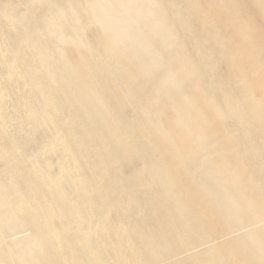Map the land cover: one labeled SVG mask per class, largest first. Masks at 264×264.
I'll use <instances>...</instances> for the list:
<instances>
[{
    "label": "rangeland",
    "instance_id": "obj_1",
    "mask_svg": "<svg viewBox=\"0 0 264 264\" xmlns=\"http://www.w3.org/2000/svg\"><path fill=\"white\" fill-rule=\"evenodd\" d=\"M76 1L78 0H0V60L5 64L0 61V171L2 172L5 167L9 170L14 167V179L17 176V180L27 183L24 184L25 187L27 186L26 190L20 191V194L36 198L32 205L25 202L20 207L7 211L9 214L6 213L5 216L11 217V221L7 224L1 221L0 239L13 242V240L36 237L40 226L38 219L41 216L47 219V223L52 224L50 226L55 230L50 237L52 243L51 239L45 236V244L41 246V251L48 256V259L51 260L49 256L52 257L51 263L62 264L58 261L55 252L57 250L54 247L57 246L59 252L65 255L70 253V245H77L75 247L79 249L87 242L86 238L84 240L80 238L83 237V232L78 234L79 240L75 238L77 236L75 229L78 227L76 219L81 218L84 221L83 225L90 227L88 234L92 237L97 235H95L97 238L93 237L97 243L94 254L96 256L102 254L105 264H261L253 255V248L258 246V241L251 239L247 248L240 245L244 234L250 233L255 237L260 231L264 233V62H262L264 61V0L133 1L139 6L129 0L131 1L129 3L135 6L133 9L130 8L131 11L124 10V12L129 11L130 15H126L133 19L126 23L133 31L130 34L133 38L130 42L128 40L130 36L122 39L120 34H114L107 28L104 20L102 22L95 17L91 18L93 16L90 11L91 4L87 7L88 11L86 6L95 0H87L88 3L86 0ZM125 2V0H113L109 8L112 9L120 4L124 5V8L130 5L128 0L126 4ZM98 3L95 2L93 9L95 12L98 11L97 14L103 7ZM113 4L114 6L111 7ZM60 7L67 8V11L59 15V18L55 10ZM139 7L142 9L140 10ZM72 12L73 15L75 12V15L79 14V16H73L74 19L70 20ZM4 14L6 17L3 16ZM62 20L67 22L62 24ZM244 22L247 23L246 28L243 26L246 24ZM39 24L42 27H39ZM48 24L52 28L56 26L59 31L61 30L60 37L50 38L55 43L54 46L48 42L49 40L47 41V36L39 34L36 29L38 27L47 30ZM70 26L72 32L77 33L76 35L86 36L81 39L78 35L75 38V34L70 32L71 29L68 30ZM222 32L225 34L224 37ZM34 35L43 40L42 48L48 49V53L45 54L47 56L34 53L33 51L37 50L34 47L31 49L29 45L26 50L24 49L26 42L31 41L28 37ZM132 43H135L137 48ZM115 48H119V51ZM37 57L40 58L39 61H36ZM42 58V62L50 66L52 73L43 70ZM26 60L34 66L35 63L37 66L38 62L41 65L37 66L39 69L36 71L29 66L31 71L25 63ZM56 71L62 73L58 74ZM39 72L42 74L37 87L43 93L40 98L42 104L35 101L29 105L28 101L36 87L32 84L24 86V81L32 79ZM147 73H151L150 76ZM3 78L6 80L3 81ZM144 80L146 84L143 83ZM176 82L177 85H173ZM241 92L246 93L241 96ZM123 93H126V97ZM114 96L117 97L116 100ZM242 99L248 103L245 100L243 103ZM225 102L228 106L224 105ZM245 103L248 106L246 108ZM253 103L256 105L253 106ZM249 104H253L251 108ZM235 113L240 114L236 116ZM198 130L205 135L210 134L201 137L203 134L200 136L201 131L198 133ZM56 134L59 137H56ZM199 137L201 138L198 139ZM53 139L54 143H52ZM252 140L254 144L251 143ZM34 145L40 147L37 164L51 162L46 164V169H42L43 166L40 165L41 172L43 170L51 172L58 168L57 181L64 187L68 198L77 208L74 207L78 212L77 215L70 213L65 207L58 210L55 205L57 200L52 199L51 195L49 197L50 193L43 183L35 190L33 182H39L41 177L38 179L34 172L32 173L29 168L30 160L22 151V149L26 151L36 149ZM135 146H142L145 150L141 151L143 149L140 150V147ZM43 147L46 149H42ZM123 164H126V168ZM155 167L158 171L154 170ZM127 168L128 172L125 173ZM17 169L19 175H16ZM45 171L42 172L43 175ZM222 196L226 198L222 199ZM239 197L250 200L255 214L251 219H247L249 214L240 212L239 217L242 220L234 222L232 218L222 213ZM223 205L226 206L224 209ZM51 208L53 211L50 210ZM169 208L173 214L169 213ZM172 218L175 220L173 221ZM175 221L181 228L179 234H184H182L183 239L177 234L179 228L174 227H178ZM27 236L29 238H26ZM183 240L186 243H183ZM165 241H168L169 246ZM28 249L33 254H23L22 259L25 261L30 256L38 255L36 247L29 246ZM165 253L168 255L166 257H169L167 262Z\"/></svg>",
    "mask_w": 264,
    "mask_h": 264
},
{
    "label": "bare ground",
    "instance_id": "obj_2",
    "mask_svg": "<svg viewBox=\"0 0 264 264\" xmlns=\"http://www.w3.org/2000/svg\"><path fill=\"white\" fill-rule=\"evenodd\" d=\"M48 1V0H47ZM79 1V0H78ZM78 1H76V2H78ZM85 0H83V2H84ZM87 1V0H86ZM113 0H95V1H93V2H89V1H87V3L89 2V4H87V6H86V8L91 4V6H90V11H91V13L93 14V16H91V18L92 17H95L96 19H98V20H104L105 21V23H106V25H107V28H109L110 29V31H112L114 34H117V35H119L120 34V36L122 37V39H126V37L128 38L129 36H130V34L131 33H133V31L131 30V28L128 26V24H126L127 23V21H130V20H133L132 18H129L126 14H128V12L129 11H131V9H133V7H135L134 6V2H135V0H132V2L134 3V4H130L129 2H131V1H129L128 0V4H130V5H128L127 7L125 6V8H124V5H119V6H117V5H115V7H112V6H114V4L113 5H111V7H112V9L111 8H109V5L111 4V2H112ZM116 1V0H115ZM126 2L124 3V4H126L127 3V0H125ZM3 2V1H2ZM51 2V1H50ZM82 2V1H81ZM95 2L97 3V2H99L100 3V6H101V4H102V10H100V12L97 14V12H95V10H93L94 9V4H95ZM42 3V2H41ZM98 3V4H99ZM123 3V2H122ZM226 4H227V2H226ZM29 5V4H28ZM64 5V4H63ZM62 5V6H63ZM135 5H137V4H135ZM174 5V4H173ZM120 6H122V8L120 7ZM137 6H139V4L137 5ZM209 6V5H208ZM18 7V6H17ZM28 7V6H27ZM43 7V6H42ZM51 7V6H50ZM57 7V6H56ZM68 8H69V6H67ZM98 7V6H97ZM53 8V7H52ZM85 8V9H86ZM99 8V7H98ZM131 8V9H130ZM138 8V7H137ZM140 8V7H139ZM146 8H149V7H146ZM155 8V7H154ZM204 8H205V6H204ZM208 8V7H207ZM230 8H231V6H230ZM26 9V8H25ZM126 9H130L127 13L126 12H124V10H126ZM142 8H140V10H141ZM219 8H217V10H218ZM225 9H226V7H225ZM11 10V9H10ZM21 10V9H20ZM53 10H55V9H53ZM79 10V9H78ZM82 10V9H81ZM89 9L87 8V10L86 11H88ZM99 10V9H98ZM135 10V9H134ZM133 10V11H134ZM137 10H139V9H137ZM147 11H148V9H146ZM228 10V9H227ZM55 11H57L58 13V17H59V15H61V14H63V12L64 11H67V8H65V7H60V9H56ZM68 11H69V9H68ZM77 11V10H76ZM180 11V10H179ZM213 11V10H212ZM219 11V10H218ZM70 12V11H69ZM228 12V11H227ZM234 12V11H233ZM84 13H87L88 14V12H84ZM150 12L148 11V13L147 14H149ZM235 14H236V12H234ZM70 14V13H69ZM68 14V15H69ZM240 14V13H239ZM48 15V14H47ZM67 14H66V16H68ZM72 15V16H71ZM89 15H90V13H89ZM128 15H130V14H128ZM220 15V14H219ZM223 15H226V14H223ZM237 15V14H236ZM3 16H5V14L3 15ZM71 16V17H70ZM70 20H71V18L72 19H74V17L73 16H77V15H75V12H74V15H73V12L70 14ZM78 16H79V14H78ZM77 16V17H78ZM86 16V15H85ZM136 16V15H135ZM141 16V15H140ZM143 16V15H142ZM6 17V16H5ZM138 17H139V13H138ZM225 17V16H224ZM237 17V16H236ZM242 17V16H241ZM19 18V17H18ZM60 18V17H59ZM89 18V17H88ZM238 18V17H237ZM7 19V18H6ZM5 19V20H6ZM183 19V18H182ZM225 19V18H224ZM9 21H10V19H8ZM7 20V21H8ZM21 20V19H20ZM77 20H79V19H77ZM87 20V19H86ZM214 20V19H213ZM212 20V21H213ZM237 20V19H236ZM245 20V19H244ZM73 22H75L74 20H72ZM94 21V20H93ZM210 21V20H209ZM64 22H67V21H64V20H62V24L64 23ZM103 22V21H102ZM101 22V23H102ZM214 22V21H213ZM219 22V21H218ZM223 22V21H222ZM38 23V22H37ZM81 23V22H80ZM83 23V22H82ZM96 23V22H95ZM210 23H211V21H210ZM228 23V22H227ZM230 23V22H229ZM244 23H246V22H244ZM8 24H9V22H8ZM11 24H13V23H11ZM73 24V23H72ZM220 24H222V23H220ZM232 24V23H231ZM51 25H52V23H51ZM77 25V24H76ZM211 25V24H210ZM213 25V24H212ZM211 25V26H212ZM215 25V24H214ZM213 25V26H214ZM245 25H247V23L246 24H244L243 26H245ZM11 26V25H10ZM41 26V24H39V27ZM55 26V25H54ZM53 26V27H54ZM104 26V25H103ZM182 26H183V24H182ZM204 26V25H203ZM225 26V25H224ZM9 27V26H8ZM13 27V26H12ZM35 27H37V26H35ZM42 27V26H41ZM71 27V28H70ZM69 28H68V30L69 29H71V33H73L72 32V26H70ZM242 27V26H241ZM34 28V27H33ZM54 28H56V26L54 27ZM54 28H52V27H50V24H48L47 26H46V29L47 30H42V28H36L37 30H38V33L39 34H42L44 37H46L47 36V41L48 42H50V43H54L53 41H52V39L50 40V38H58V37H60V34H61V30L59 31L57 28L56 29H54ZM75 28V27H74ZM76 28H77V26H76ZM75 28V29H76ZM88 28V27H87ZM106 28V27H105ZM183 28H184V26H183ZM183 28H181V29H183ZM232 28V27H231ZM234 29H235V27H233ZM240 28V27H239ZM245 28H246V26H245ZM248 28V27H247ZM255 28V27H254ZM74 29V30H75ZM78 29V28H77ZM189 29H191L190 27H189ZM210 29V28H209ZM221 29V28H220ZM227 29V28H226ZM241 29V28H240ZM250 29V28H249ZM79 30V29H78ZM77 30V32H79ZM230 30V29H229ZM242 30V29H241ZM22 31V30H21ZM206 31V30H205ZM223 31V30H222ZM4 32V31H3ZM195 32V31H194ZM231 32H232V30H231ZM242 32H243V30H242ZM244 32H245V30H244ZM37 33V32H36ZM208 33V32H207ZM210 33H212V32H210ZM227 33V32H226ZM239 33H241V32H239ZM254 33V32H253ZM6 34H7V32H6ZM27 34V33H26ZM25 34V35H26ZM62 34H64V33H62ZM75 34V35H74ZM77 33H73V35L74 36H76L75 38H77V36L79 35H76ZM81 34V33H80ZM113 34V35H114ZM242 34V33H241ZM240 34V35H241ZM255 34V33H254ZM41 35V36H42ZM64 35H66V33L64 34ZM68 35V34H67ZM70 35V34H69ZM81 35H83V34H81ZM81 35H79L80 37H81ZM199 35V34H198ZM214 35V34H213ZM222 35H223V37H224V35L225 34H223V32H222ZM234 35V34H233ZM256 35V34H255ZM84 36H86V35H84ZM84 36H82V37H84ZM217 36V35H216ZM215 36V37H216ZM252 36H254V35H252ZM1 37V36H0ZM4 37V36H3ZM14 37V36H13ZM13 37H12V39H13ZM28 37V36H27ZM43 37V38H44ZM49 37V38H48ZM82 37H81V39H82ZM231 37H234V36H231ZM249 37V36H248ZM247 37V38H248ZM254 37H256V36H254ZM28 38H31V41L28 43V42H26V44H25V50L28 48V45L31 47V49H32V47H34L37 51H33L34 53L36 52L37 54H39L40 56H43L44 55V57L45 56H47V55H45V54H47L48 53V49H45V47L44 48H42V44L44 43L43 42V40L42 39H38V37H36L35 35L34 36H31V37H28ZM112 38H113V36H112ZM116 38V37H115ZM156 38H157V36H156ZM180 38V37H179ZM240 38H242V36L240 37ZM250 38V37H249ZM10 39H11V37H10ZM20 39H21V37H20ZM73 39V38H72ZM133 38L130 36L129 38H128V40H129V42H130V40H132ZM161 39V38H160ZM195 39V38H194ZM227 39V38H226ZM235 39V38H234ZM14 40V39H13ZM77 40H79V38L77 39ZM83 40H84V38H83ZM113 40H115L114 38H113ZM136 40H137V38H136ZM22 41V40H21ZM20 41V42H21ZM85 41H86V39H85ZM122 41H124V40H122ZM145 41V40H144ZM180 41H181V39H180ZM228 41V40H227ZM230 41H232V40H230ZM246 42H247V40H245ZM244 41V42H245ZM80 42H83V41H81L80 40ZM125 43H126V41H124ZM138 42V41H137ZM237 42V41H236ZM243 42V43H244ZM255 42V41H254ZM22 43V42H21ZM118 43H119V40H118ZM128 43V42H127ZM136 43V42H135ZM135 43H132L134 46H135ZM181 43H183L182 41H181ZM229 43V42H228ZM243 43H240V44H243ZM248 43V42H247ZM251 43H253V42H251ZM55 44V43H54ZM54 44H53V46H54ZM138 44H139V42H138ZM235 44V43H234ZM237 44V43H236ZM249 44H250V42H249ZM128 45V44H127ZM229 45H230V43H229ZM251 45V44H250ZM254 45V44H253ZM6 46V45H5ZM52 46V45H51ZM116 46H117V44H116ZM234 46V45H233ZM232 46V47H233ZM238 46V45H237ZM245 46V45H244ZM243 45H242V47H244ZM55 47H57V46H55ZM55 47H53V48H55ZM241 47V46H240ZM255 47V46H254ZM253 47V48H254ZM21 48H22V46H21ZM20 47H19V49H21ZM120 48V47H119ZM119 48H115V50L117 49V51H119L118 49ZM124 48H126L125 46H124ZM132 48H133V46H132ZM135 48H137L136 46H135ZM135 48H133V49H135ZM4 49V48H3ZM23 49V48H22ZM24 49H23V51H24ZM139 49V48H138ZM138 49H137V51H138ZM198 49V48H197ZM245 50H246V47L244 48ZM249 49V48H248ZM247 49V50H248ZM252 49V48H251ZM255 49V48H254ZM52 50V49H51ZM125 50V49H124ZM238 50V49H237ZM240 50V49H239ZM238 50V51H239ZM256 50V49H255ZM1 51V50H0ZM20 51V50H19ZM22 51V50H21ZM28 51V50H27ZM105 51V50H104ZM142 51H143V49H142ZM149 51V50H148ZM234 51H236V50H234ZM241 51V50H240ZM249 51H250V49H249ZM253 51V50H252ZM4 52V51H3ZM6 52V51H5ZM139 52V51H138ZM237 52V51H236ZM254 52V51H253ZM233 53V52H232ZM240 53V52H239ZM248 53H250V52H248ZM243 54V53H242ZM246 54V53H245ZM253 54H255V53H253ZM10 55H11V53H10ZM20 55V54H19ZM150 55V54H149ZM206 55V54H205ZM12 56V55H11ZM100 56V55H99ZM106 56V55H105ZM110 56V55H109ZM109 56H108V58H109ZM237 56H238V54H237ZM245 56V55H244ZM248 57H249V55H247ZM247 56L245 57V59L247 58ZM261 56V55H260ZM264 56V55H263ZM3 57V56H2ZM107 57V56H106ZM12 58V57H11ZM38 58V57H37ZM36 58V61L38 60L39 61V59L40 58H38L37 59ZM56 58H57V55H56ZM149 57H147V59H148ZM208 58V57H207ZM7 59H9V58H7ZM13 59V58H12ZM33 59V58H32ZM31 59V60H32ZM97 59H98V56H97ZM111 59V58H110ZM153 58H151V60H152ZM235 59H237V58H235ZM239 59H240V55H239ZM244 59V58H243ZM30 60V59H29ZM29 60H26L25 61V63L27 64V66L29 67H31L32 68V70H38L39 69V64H40V62H38L39 64H37V66H39V67H37L36 66V63H35V66L34 65H32L31 64V62H29ZM101 59H99V61H100ZM1 61V60H0ZM36 61H34L33 60V62H36ZM43 61V58H42V60H41V62ZM147 61V60H146ZM162 62H164L163 60H161ZM237 61V60H236ZM251 61V60H250ZM2 62V61H1ZM18 62V61H17ZM59 62H62V60L60 61L59 60ZM101 62V61H100ZM239 62H240V60H239ZM242 62V61H241ZM245 62V61H244ZM243 62V63H244ZM248 62V61H247ZM262 62H264V61H262ZM8 63H11V62H9L8 61ZM44 63V64H43ZM51 63V62H50ZM95 63V62H94ZM164 63H166V62H164ZM2 64H4L3 62H2ZM42 64L44 65V66H42L43 67V70H45V71H48V73H52V69L50 68V66H48V64H45V62H42ZM101 63H99V65H100ZM112 64V63H111ZM154 64L155 63H153V66H154ZM248 64V63H247ZM264 64V63H263ZM5 65V64H4ZM11 65V64H10ZM41 65V64H40ZM50 65V64H49ZM62 65V64H61ZM97 65H98V61H97ZM152 65V64H151ZM214 65V64H213ZM245 65V64H244ZM249 65V64H248ZM247 65V66H248ZM253 65H254V63H253ZM12 66V65H11ZM88 66V65H87ZM96 66V65H95ZM100 66H102V65H100ZM140 66V65H139ZM146 67H147V65H145ZM156 66H157V64H156ZM163 66V65H162ZM247 66H246V68H247ZM26 67V66H25ZM29 67V69L31 70V68ZM41 67V68H42ZM99 67V66H98ZM124 67V66H123ZM160 67V66H159ZM249 67V66H248ZM263 67V66H262ZM2 68H3V66H2ZM50 68V69H49ZM54 68H57V67H54ZM100 68V67H99ZM156 68V67H155ZM8 69V68H7ZM9 69H11V68H9ZM162 69V68H161ZM31 70V71H32ZM54 70V69H53ZM56 70V69H55ZM115 70V69H114ZM175 70V69H174ZM242 70V69H241ZM30 71V72H31ZM34 71V72H35ZM93 71V70H92ZM141 71V70H140ZM153 71V70H152ZM164 71V70H163ZM200 71V70H199ZM10 72V71H9ZM18 72V71H17ZM22 72V71H21ZM29 72V71H28ZM57 72V71H56ZM59 72H61L62 73V71H59ZM59 72H57L58 74H59ZM147 72H149V70L147 71ZM244 72H245V70H244ZM244 72H242V73H244ZM259 72V71H258ZM11 73V72H10ZM19 73V72H18ZM115 73H117V71L115 70ZM247 73H248V71H247ZM263 73V72H262ZM31 74V73H30ZM41 72H39V73H37L35 76H33L32 77V79L30 78L29 79V76L27 75V74H25V75H27V79H29V80H27L26 82L24 81V86L25 85H30V84H32L34 87H36L35 88V91H34V94L32 95V97H30L31 99L28 101V103H29V105L30 104H32V103H35V101L37 102V103H41L42 104V101H41V97H42V92L40 91V90H38V87H37V83L39 82L38 80H40L41 79ZM108 74V73H107ZM148 74V76H150V74L149 73H147ZM154 74V73H153ZM152 74V75H153ZM259 74V73H258ZM261 74V73H260ZM8 75V74H7ZM10 75V74H9ZM51 75V74H50ZM53 75V74H52ZM117 75V74H116ZM146 75V74H145ZM157 75H159V73L157 74ZM15 76V75H14ZM21 76H23V75H21ZM103 76H105V75H103ZM190 76V75H189ZM193 75L191 74V77H192ZM13 77V76H12ZM17 77V76H16ZM117 77H118V75H117ZM153 77V76H152ZM155 77H157V76H155ZM8 78H9V76H8ZM21 78V77H20ZM118 78H120V77H118ZM149 78V77H148ZM167 78V77H166ZM188 78V77H187ZM263 78V77H262ZM13 79H15V78H13ZM24 79H26V78H24ZM52 79H53V77H52ZM61 79H62V77H61ZM152 79V78H151ZM180 79H182L181 77H180ZM183 79H184V77H183ZM189 79V78H188ZM191 79V78H190ZM189 79V80H190ZM4 80H6V79H4L3 78V81ZM16 80H18V79H16ZM20 80V79H19ZM22 80H23V78H22ZM115 80V79H114ZM259 80V79H258ZM138 81L139 82H141L139 79H138ZM145 81V80H144ZM143 81V83L144 84H146V81L144 82ZM169 81V80H168ZM168 81H167V83H168ZM175 80H172V82H174ZM262 81V80H261ZM17 82H19V81H17ZM53 82V81H52ZM128 82V81H127ZM239 82V81H238ZM264 82V81H263ZM9 83V82H8ZM23 83V82H22ZM109 83V82H108ZM117 83V82H116ZM142 83V82H141ZM157 83V82H156ZM234 83V82H233ZM121 84H122V82H121ZM10 85V84H9ZM131 85V84H130ZM150 85H152V83L150 84ZM173 85H177V82L174 84L173 83ZM180 85H182V84H180ZM79 86V85H78ZM110 86V85H109ZM135 86V85H134ZM172 86V85H171ZM213 86V85H212ZM258 86V85H257ZM4 87V86H3ZM18 87V86H17ZM111 88H112V86H110ZM123 87V86H122ZM130 87V86H129ZM128 87V88H129ZM146 87V86H145ZM148 87V86H147ZM158 87H161V86H158ZM158 87H157V89H158ZM165 87V86H164ZM183 87V86H182ZM5 88V87H4ZM13 88V87H12ZM172 88V87H171ZM258 88H260V85H259V87ZM2 89V88H1ZM45 89V88H44ZM49 89V88H48ZM147 89H149V87L147 88ZM154 89V88H153ZM156 89V90H157ZM251 90H252V88H250ZM254 89H256V88H254ZM72 90V89H71ZM111 90V89H110ZM124 90H125V88H124ZM126 90H127V88H126ZM134 90V89H133ZM159 90V89H158ZM11 91V90H10ZM62 91V90H61ZM123 91V90H122ZM128 91V90H127ZM126 91V92H127ZM138 91V90H137ZM146 91H148V90H146ZM149 91H150V89H149ZM184 91V90H183ZM52 92V91H51ZM112 93H113V91H111ZM124 92V91H123ZM152 92V91H151ZM244 92V91H243ZM15 93H16V91H15ZM30 93V92H29ZM128 93V92H127ZM130 93V92H129ZM128 93V94H129ZM139 93V92H138ZM143 93H145V92H143ZM242 93V92H241ZM241 93H239V94H241ZM246 93V92H245ZM245 93H242L241 94V96L242 95H244ZM32 94V93H31ZM51 94V93H50ZM107 94V93H106ZM114 94V93H113ZM124 94V93H123ZM128 94H127V96H128ZM133 94V93H132ZM161 94V93H160ZM177 94V93H176ZM249 94V93H248ZM6 95V94H5ZM24 95V94H23ZM49 95V94H48ZM115 95V94H114ZM125 95V97H126V93L124 94ZM188 95V94H187ZM3 96V95H2ZM10 96V95H9ZM17 96V95H16ZM107 96H108V94H107ZM177 96V95H176ZM7 97V96H6ZM18 97H19V95H18ZM29 97V96H28ZM50 97H51V95H50ZM77 97V96H76ZM166 97V96H165ZM1 98V97H0ZM3 98V97H2ZM11 98V97H10ZM16 98V97H15ZM48 98V97H47ZM114 98H115V100H116V96H114ZM128 98H129V96H128ZM127 98V100H129ZM241 98V97H240ZM243 98H245V97H243ZM17 99V98H16ZM43 99V98H42ZM49 99V98H48ZM109 99V98H108ZM111 100H113L112 98H110ZM156 99V98H155ZM188 99V98H187ZM190 99V98H189ZM246 99V98H245ZM245 99H242L241 101H243V103H244V100ZM46 100V99H45ZM111 100H110V102H111ZM144 100H146V99H144ZM154 100V99H153ZM51 101V100H50ZM79 101V100H78ZM147 101V100H146ZM158 101V100H157ZM156 101V102H157ZM170 101V100H169ZM240 101V102H241ZM248 101V100H247ZM259 101V100H258ZM1 102V101H0ZM87 102V101H86ZM117 102V101H116ZM129 102V101H128ZM155 102V101H154ZM195 102V101H194ZM245 102H246V100H245ZM250 102V101H249ZM255 102V101H254ZM257 102V101H256ZM264 102V101H263ZM262 102V103H263ZM19 103V102H18ZM24 103V102H23ZM222 103H224V102H222ZM230 103V102H229ZM246 103H248V102H246ZM246 103H245V108L246 107H248V106H246ZM251 103V102H250ZM9 104V103H8ZM21 104V103H20ZM118 104V103H117ZM144 104V103H143ZM163 104V103H162ZM254 104V103H253ZM253 104H251V105H253ZM25 105V104H24ZM23 105V106H24ZM38 104H36V106H37ZM130 105V104H129ZM165 105V104H164ZM224 105H226V102H225V104ZM230 105V104H229ZM244 105V104H243ZM250 105V104H249ZM251 105L249 106L250 108H251ZM256 104H254L253 106H255ZM264 105V104H263ZM3 106V105H2ZM7 106V105H6ZM14 106V105H13ZM40 106V105H39ZM122 106V105H121ZM226 106H228V105H226ZM233 106V105H232ZM32 107V106H31ZM131 107V106H130ZM193 107H194V105H193ZM230 107H231V105H230ZM242 107V106H241ZM240 107V108H241ZM6 108H8V107H6ZM40 108H41V106H40ZM43 108V107H42ZM86 108V107H85ZM120 108H122V107H120ZM231 108H233V107H231ZM231 108H227V109H231ZM237 108V107H236ZM257 108H258V105H257ZM93 109V108H92ZM238 109H239V107H238ZM248 109V108H247ZM246 109V110H247ZM255 109V108H254ZM259 109V108H258ZM263 109V108H262ZM33 110V109H32ZM32 110H30V111H32ZM37 110V109H36ZM41 110V109H40ZM53 110V109H52ZM86 110H88V109H86ZM101 110V109H100ZM154 110V109H153ZM194 110V109H193ZM196 110V109H195ZM233 110H235L234 108H233ZM233 110H230L231 112L233 111ZM245 110V109H244ZM253 110V109H252ZM2 111V110H1ZM15 111V110H14ZM39 111V110H38ZM43 111H44V109H43ZM46 112H47V110H45ZM122 111V110H121ZM229 111V110H228ZM237 111V110H236ZM239 111V110H238ZM241 111V110H240ZM239 111V112H240ZM257 111V110H256ZM36 112V111H35ZM41 112V111H40ZM90 112V111H89ZM92 112V111H91ZM115 112V111H114ZM124 112V111H123ZM230 112V113H231ZM235 112V111H234ZM245 112V111H244ZM243 112V113H244ZM251 112V111H250ZM253 112V111H252ZM257 112H259V110L257 111ZM256 112V113H257ZM4 113V112H3ZM15 113H17V112H15ZM14 113V114H15ZM43 113V112H42ZM45 113V112H44ZM43 113V114H44ZM227 113V112H226ZM229 113V115H231ZM248 113H249V109H248ZM255 113V114H256ZM259 113H261V112H259ZM39 114V113H38ZM46 114V113H45ZM48 115H49V113H47ZM106 114V113H105ZM108 114H110V113H108ZM182 114V113H181ZM190 114V113H189ZM240 114V113H239ZM239 114H236L235 113V115L237 116V115H239ZM263 114V113H262ZM16 115V114H15ZM179 115V114H178ZM242 115V114H241ZM240 115V116H241ZM246 115V114H245ZM251 115V114H250ZM257 115V114H256ZM2 116V115H1ZM11 116H12V114H11ZM40 116V115H39ZM119 116V115H118ZM117 116V117H118ZM153 116H154V114H153ZM182 116V115H181ZM180 116V117H181ZM233 116V115H232ZM240 116H238V117H240ZM252 116V115H251ZM28 117V116H27ZM108 117V116H107ZM183 117V116H182ZM245 117V116H244ZM256 117V116H255ZM42 118V117H41ZM94 118V117H93ZM242 118H243V116H242ZM4 119V118H3ZM25 119V118H24ZM122 119V118H121ZM172 119V118H171ZM198 119V118H197ZM196 119V120H197ZM240 119V118H239ZM260 119H262V118H260ZM33 120V119H32ZM49 120V119H48ZM111 120V119H110ZM156 120V119H155ZM180 120H181V118H180ZM202 120H203V118H202ZM206 120V119H205ZM228 120H229V118H228ZM264 120V119H263ZM23 121V120H22ZM28 121V120H27ZM176 121V120H175ZM177 121H179V120H177ZM198 121V120H197ZM196 121V122H197ZM199 121H201V120H199ZM238 121V120H237ZM236 121V123H238ZM244 121V120H243ZM262 121V120H261ZM9 122V121H8ZM32 122V121H31ZM96 122V121H95ZM180 122V121H179ZM193 122H195V120H193ZM204 122V121H203ZM208 122H209V120H208ZM208 122H206V124H208ZM240 122H242V121H240ZM48 123H49V121H48ZM68 123V122H67ZM190 123V122H189ZM44 124H45V122H44ZM116 124V123H115ZM123 124V123H122ZM174 124H176V122H174ZM196 124V123H195ZM198 124H200V123H198ZM197 124V125H198ZM204 124H205V122H204ZM203 124V125H204ZM247 124H248V122H247ZM15 125H17V124H15ZM28 125V124H27ZM39 125V124H38ZM46 125V124H45ZM65 125H66V122H65ZM69 125V124H68ZM180 125V124H179ZM209 125V124H208ZM18 126V125H17ZM22 126V125H21ZM53 126V125H52ZM55 126V125H54ZM182 126H184V125H182ZM238 126H239V124H238ZM19 127V126H18ZM113 127V126H112ZM130 127H131V125H130ZM200 127H202L201 125H200ZM203 127H205V126H203ZM209 127V126H208ZM243 127V126H242ZM262 127V126H261ZM264 127V126H263ZM23 128V127H22ZM28 128V127H27ZM56 128V127H55ZM114 128V127H113ZM131 128H133V127H131ZM145 128V127H144ZM161 128H162V126H161ZM185 128V127H184ZM193 128V127H192ZM213 128V127H212ZM256 128V127H255ZM258 128V127H257ZM4 129V128H3ZM44 129V128H43ZM42 129V130H43ZM57 129V128H56ZM186 129V128H185ZM195 129V128H194ZM55 130V129H54ZM132 130V129H131ZM145 130H147V129H145ZM189 130V129H188ZM188 130H187V133H188ZM205 130H207V128H205ZM226 130V129H225ZM247 130V129H246ZM16 131V130H15ZM20 131V130H19ZM28 131V130H27ZM57 131V130H56ZM184 131H186V130H184ZM201 131V130H200ZM199 130L197 131L198 133L200 132ZM202 131H203V129H202ZM202 131L200 132V136L203 134L202 133ZM214 131V130H213ZM7 132V131H6ZM58 132V131H57ZM197 132H195V133H197ZM209 132V131H208ZM212 132V131H211ZM215 132V131H214ZM239 132H241V131H239ZM14 133V132H13ZM16 133V132H15ZM40 133V132H39ZM56 133V132H55ZM198 133H197V135H198ZM17 134V133H16ZM20 134H21V132H20ZM105 134V133H104ZM190 134H191V132H190ZM208 134H210V133H208ZM208 134H206V135H208ZM216 134V133H215ZM229 134V133H228ZM261 134V133H260ZM38 135H40V134H38ZM62 135V134H61ZM122 135V134H121ZM191 135H193V134H191ZM195 135V134H194ZM205 135V133L203 134V136H201V137H205L206 136ZM214 135V134H213ZM124 136V135H123ZM137 136V135H136ZM196 136V135H195ZM55 137V136H54ZM53 136H52V138H54ZM56 137H59V135L57 136V134H56ZM198 137V136H197ZM196 137V138H197ZM201 137H199L198 139H200ZM31 138V137H30ZM11 139V138H10ZM138 139V138H137ZM203 139V138H202ZM201 139V140H202ZM216 139V138H215ZM25 140V139H24ZM49 140V139H48ZM57 140H58V138H57ZM135 140H136V138H135ZM167 140V142H168V139H166ZM214 140V139H213ZM261 140H262V138H261ZM32 142H33V139H32ZM46 142H47V140H46ZM176 142H177V140H176ZM176 142H173V144L175 143L176 144ZM52 143H54V139H53V142ZM60 143V142H59ZM182 143V142H181ZM195 143V142H194ZM251 143H253V140H252V142ZM264 143V142H263ZM7 144V143H6ZM24 144V143H23ZM48 144V143H47ZM137 144H138V142H137ZM172 144V143H171ZM249 144H250V142H249ZM254 144V143H253ZM260 144V143H259ZM14 145V144H13ZM25 145V144H24ZM95 145V144H94ZM141 145V144H140ZM151 145H153V144H151ZM183 146H184V144H182ZM193 145V144H192ZM203 145V144H202ZM261 146H262V144H260ZM35 146V145H34ZM44 146H45V144H44ZM127 146H128V144H127ZM171 146V145H170ZM243 146V145H242ZM15 147H16V144H15ZM14 147V148H15ZM35 147H37V146H35ZM56 147V146H55ZM60 147V146H59ZM96 147V146H95ZM130 147V146H129ZM136 147V146H135ZM140 150L141 149H143L142 148V146H137ZM136 147V148H137ZM153 147V146H152ZM172 147V146H171ZM178 147V146H177ZM256 147V146H255ZM258 147H259V145H258ZM2 148V147H1ZM18 148V147H17ZM33 148V147H32ZM40 148V147H39ZM38 147L36 148V149H27L28 151H26V149H22V151L24 152V154H25V156L27 157V158H29V160H30V164H29V168L31 169V171H32V173L39 179V177H41L40 179L41 180H39V182H33V185H34V187H35V190H36V188L38 187V186H40L41 185V183H43L46 187H47V189H48V191H49V197H50V195H51V197H52V199L54 198L55 200H57V202L55 203V205H56V207L58 208V210H62V209H64V207L66 208V209H68L69 211H70V213L72 212L73 214H78V212H77V208L75 207V206H73V203L70 201V199L68 198V196H67V193L65 192V189H64V187L62 186V185H60L59 184V182L57 181V178H58V174H59V170H58V168L57 169H55V170H53V171H51V172H49V171H45V170H43V171H45V174L43 175V173L41 172V168H40V165H42L41 167H42V169H46V164L48 165V164H50L49 163V161L48 162H45V163H40L39 165L37 164L38 163V160H37V157H38V154L40 153V149H39ZM62 148V147H61ZM154 148V147H153ZM156 148V147H155ZM183 149L182 150H184V147H182ZM42 149H44V147L42 148ZM46 149V148H45ZM44 149V150H45ZM91 149H93V148H91ZM97 150H98V148H96ZM190 149V148H189ZM223 149H225V148H223ZM222 149V150H223ZM52 150V149H51ZM50 150V151H51ZM62 150V149H61ZM78 150V149H77ZM140 150H139V152H140ZM145 149H143V150H141V151H144ZM155 150H157V148L155 149ZM181 150V149H180ZM191 150V149H190ZM43 151V150H42ZM66 151V150H65ZM177 151H178V149H177ZM4 152V151H3ZM67 152V151H66ZM69 152V151H68ZM67 152V153H68ZM118 152V151H117ZM146 152H147V150H146ZM145 152V153H146ZM159 152V151H158ZM179 152V151H178ZM41 153H43V152H41ZM53 153V152H52ZM142 153V152H141ZM144 153V154H145ZM155 153H156V151H155ZM192 153V152H191ZM158 154V156H159V154H160V152L159 153H157ZM188 154H189V151H188ZM195 154V153H194ZM42 155V154H41ZM44 155V154H43ZM69 156H71L70 154H68ZM135 155V154H134ZM146 157H147V155H145ZM164 156V155H163ZM178 156H179V154H178ZM180 156H182V155H180ZM25 157V158H26ZM55 157V156H54ZM57 157V156H56ZM142 157V156H141ZM150 157V156H149ZM202 157V156H201ZM65 158V157H64ZM81 158H83V157H81ZM119 158V157H118ZM159 158H160V156H159ZM178 157H176V159H177ZM203 158V157H202ZM40 159H41V156H40ZM47 159V158H46ZM48 159H50V158H48ZM56 159V158H55ZM70 159L71 160H73L74 161V159H72V156L70 157ZM151 159V158H150ZM161 161H163L164 159L162 158V156H161ZM199 159V158H198ZM28 160V159H27ZM220 160V159H219ZM9 160H6V162H8ZM63 161V160H62ZM99 161H101V160H99ZM148 160H146V162H147ZM154 161V160H153ZM157 161V160H156ZM236 161V160H235ZM259 161V160H258ZM66 162V161H65ZM130 162V161H129ZM150 162V161H149ZM148 162V163H149ZM102 163V162H101ZM151 163V162H150ZM57 164V163H56ZM67 164V163H66ZM69 164H71V163H69ZM85 164V163H84ZM130 164V163H129ZM161 164H163V162L161 163ZM165 164V163H164ZM124 165V164H123ZM126 165V164H125ZM124 165V167L126 168V166ZM139 166H140V163L138 164ZM142 165V164H141ZM151 165V164H150ZM257 165V164H256ZM1 166V165H0ZM3 166V165H2ZM50 166V165H49ZM101 166V165H100ZM105 166V165H104ZM132 166V165H131ZM153 166H154V164H153ZM259 166V165H258ZM107 167V166H106ZM166 167V166H165ZM65 169H66V167H64ZM105 168V167H104ZM151 168H153L152 166H151ZM13 169H15L14 167L12 168V169H10L9 170V168L8 167H5V169L1 172L0 171V224H1V221H4V223L5 224H7L8 222H10L11 221V217H6L5 216V214L6 213H8L7 211H10V210H12V208H14V207H20L23 203H25V202H29V203H31V205H32V203H34V201H35V199L36 198H31V196H26V194L24 195V194H20V191H23V190H26V187H25V185L24 184H27L25 181H19V180H17L18 178H17V176H16V179H14V176H13ZM60 169V168H59ZM97 169V168H96ZM157 168L155 167V169L154 170H156ZM167 169V168H166ZM185 169V168H184ZM22 170V169H21ZM98 170H99V168H98ZM97 170V171H98ZM153 170V171H154ZM186 170V169H185ZM18 169L16 170V175H19L18 174ZM75 171H76V169H75ZM157 171H158V169H157ZM167 171V170H166ZM260 172H261V170H259ZM65 172V171H64ZM63 172V173H64ZM69 172V171H68ZM126 172H128V168H127V171H125V173ZM130 172V171H129ZM155 172V171H154ZM62 173V174H63ZM105 173V172H104ZM200 173V172H199ZM243 173V172H242ZM241 173V174H242ZM64 174H66V173H64ZM74 174V173H73ZM99 174H101V171L99 170ZM155 174H156V172H155ZM154 174V175H155ZM158 175V174H157ZM67 176V175H66ZM103 176V175H102ZM156 176V175H155ZM241 176V175H240ZM242 176H244L243 174H242ZM253 176V175H252ZM19 177V176H18ZM67 177H69V175L67 176ZM158 177V176H157ZM254 177V176H253ZM238 178H240L239 176H238ZM237 178V179H238ZM75 179H76V177H75ZM77 179H79V178H77ZM175 179V178H174ZM32 179L30 178V181H31ZM138 180V179H137ZM140 180V179H139ZM70 181V180H69ZM76 181V180H75ZM110 181V180H109ZM29 182V181H28ZM238 182V181H237ZM71 183V182H70ZM232 183V182H231ZM73 184V183H72ZM74 185V184H73ZM215 185V184H214ZM264 185V184H263ZM174 184H173V189H174ZM204 186H206L205 184H204ZM255 186V185H254ZM254 186H253V188H254ZM256 186H259V185H256ZM165 187V186H164ZM264 187V186H263ZM73 188H75V187H73ZM166 188H167V186H166ZM218 188V187H217ZM250 189V188H249ZM258 189V188H257ZM47 191V192H48ZM72 191V190H71ZM76 191V190H75ZM170 191H172V190H170ZM179 192V191H178ZM162 193H164V192H162ZM166 193V192H165ZM248 193H249V190H248ZM73 194H74V192H73ZM225 194V193H224ZM254 194V193H253ZM164 195V194H163ZM168 194H165V196H167ZM43 196V195H42ZM74 196H75V194H74ZM164 196V197H165ZM214 196V195H213ZM117 197V196H116ZM167 198V197H166ZM165 198V199H166ZM222 199L223 198H226V197H224V196H222L221 197ZM221 198H219V199H221ZM262 198V197H261ZM41 199H42V197H41ZM229 199V198H228ZM51 200V199H50ZM73 200V199H72ZM76 200H78V199H76ZM169 200H170V198H169ZM226 200V199H225ZM87 201V200H86ZM230 201V200H229ZM174 202V201H173ZM218 202V201H217ZM86 203V202H85ZM47 204V203H46ZM48 205V204H47ZM80 205V204H79ZM89 205V204H88ZM216 204H214V206H215ZM219 206V205H218ZM224 206V205H223ZM48 207H49V205H48ZM76 209H75V208ZM213 207V206H212ZM217 207V206H216ZM222 207V206H221ZM226 206H224L223 207V209L225 208ZM50 208V207H49ZM218 208H220V206L218 207ZM218 208H216L217 210H218ZM40 209V208H39ZM49 210V209H48ZM50 210H52V208L50 209ZM53 211V210H52ZM80 211V210H79ZM89 211V210H88ZM50 212V211H49ZM83 212V211H82ZM85 212V211H84ZM204 212H206V211H204ZM218 211H216V213H217ZM225 212V213H224ZM224 212L222 213V215H226V217H228V218H232L233 220H234V222H238V221H241L242 220V218H240L239 217V213L240 212H245V213H247V215L249 214V216H248V218L247 219H251L253 216H254V211H253V204L250 202V200H248V199H246V198H244V197H239L238 199H235L234 201H232V203H231V207H226L225 209H224ZM101 213V212H100ZM169 213H171L170 212V208H169ZM9 214V213H8ZM11 214V213H10ZM46 214V213H45ZM54 214V213H53ZM82 214V213H81ZM101 214H103V213H101ZM105 214V213H104ZM171 214H173V213H171ZM221 214V213H220ZM261 214V213H260ZM44 215V214H43ZM42 215V216H43ZM87 215V214H86ZM92 215V214H91ZM217 215H218V213H217ZM259 215V214H258ZM9 216V215H8ZM63 216V215H62ZM68 216V215H67ZM172 216H174V215H172ZM243 216V215H242ZM245 216V215H244ZM30 217V216H29ZM64 217V216H63ZM92 217V216H91ZM97 217V216H96ZM171 217V216H170ZM222 217V216H221ZM246 217V216H245ZM262 217V216H261ZM261 217H259V218H261ZM37 218H38V216H37ZM36 218V219H37ZM45 218H46V216H45ZM58 218V217H57ZM116 218V217H115ZM189 218V217H188ZM173 219V218H172ZM171 219V220H172ZM47 219H43L41 216H40V218L38 219V222L40 223V226H38V234H37V236L34 234V236H36V237H34V238H29L28 236L26 237V238H29V239H21V240H17V241H15V240H13V242H7V240H1L0 239V264H53V263H51V261H52V257L51 256H49L50 258H51V260L50 259H48V256H46V254L44 253V252H42L41 251V246L42 245H44L45 244V236H46V238H50L51 237V235L52 234H54V232H55V230H54V228H52V226H50V225H52V224H48L47 223V221H46ZM72 220H74V219H72ZM175 219H173V221H174ZM69 221H71V220H69ZM76 221H77V224H78V227L75 229V231L77 232V236L75 237L76 238V240H79L78 239V237H80L78 234H80V232H83V237L81 236L80 238L82 239V240H84L85 238V240L87 241L86 242V244H84V246H82V247H80L79 249L77 248V247H75V246H77V245H75V244H72V245H75V246H69V251H70V253H68V254H62L61 252H59V249L58 248H56V247H54L57 251H55V252H57V254L56 255H58V261L60 262V263H62V264H105V258H104V256H102V254H100L99 255V252H98V255L99 256H96L94 253H95V249H96V247H97V243L94 241V236L96 235H94L93 237L90 235V234H88L89 233V231H88V229H90V227H88V226H84L83 225V220H81V218L80 219H76ZM225 221H227V219L225 220ZM94 222V221H93ZM262 222V221H261ZM61 223V222H60ZM71 223V222H70ZM69 223V224H70ZM174 223H176V221L174 222ZM225 223V222H224ZM229 223V222H228ZM120 224H122V223H120ZM177 224V223H176ZM226 224V223H225ZM246 224V223H245ZM38 225V224H37ZM61 225V224H60ZM94 225V224H93ZM100 225V224H99ZM178 225V224H177ZM228 225V224H227ZM36 226V225H35ZM58 226H59V224H58ZM70 226V225H69ZM29 226H27V228H28ZM33 227H34V225H33ZM63 227V226H62ZM68 227V226H67ZM88 227V228H87ZM100 227H101V225H100ZM121 227L123 228V226L121 225ZM174 227H176V228H179L178 229V233L177 234H179L181 231H180V227H179V225H178V227L177 226H174ZM71 228V227H70ZM94 228H96V229H98L97 227H95L94 226ZM185 228V227H184ZM244 228V227H243ZM29 229V228H28ZM31 229V228H30ZM57 229H59V228H57ZM61 229V228H60ZM100 229V228H99ZM124 229V228H123ZM261 229H262V227H261ZM7 230V229H6ZM32 230V229H31ZM246 230V229H245ZM263 230V229H262ZM36 231V230H35ZM57 231V230H56ZM71 231H72V229H71ZM92 231H93V228H92ZM101 231V230H100ZM243 231V230H242ZM2 232V231H1ZM15 232V231H14ZM32 232V231H31ZM93 232H95V231H93ZM241 232V231H240ZM25 233V232H24ZM35 233V232H34ZM124 233H125V230H124ZM238 233V232H237ZM256 233V232H255ZM259 233V232H258ZM27 234V233H26ZM56 234V233H55ZM88 234V237H86V235ZM92 234H94V233H92ZM161 234V233H160ZM163 234V233H162ZM183 234V233H182ZM182 234L180 235V238H181V236H182ZM236 234V233H235ZM4 235V234H3ZM3 235H1V236H3ZM11 235V234H10ZM24 235V234H23ZM178 235V236H179ZM184 235V234H183ZM240 235V234H239ZM5 236V235H4ZM3 236V237H4ZM14 236H16L15 234H14ZM97 236V235H96ZM95 236V237H96ZM159 236H161V235H159ZM7 237V236H6ZM241 237V236H240ZM8 238V237H7ZM97 238V237H96ZM162 238V237H161ZM51 239V243H52V238H50ZM164 239H165V237H164ZM181 239H183V236H182V238ZM180 239V240H181ZM186 239V237L184 238V240ZM237 239H239V237H237ZM251 239H254L255 241H258V246H256V247H254L253 248V255H254V258H256L257 260H259L260 262H261V264H264V233H261V231H260V234L257 236V234H256V236L255 237H253L250 233H246V234H244L242 237H241V245L240 246H242V247H244V248H247L248 246H249V244H250V241H251ZM9 240V239H8ZM53 240H54V237H53ZM166 240V239H165ZM176 240V239H175ZM183 240V243L185 242ZM189 240V239H188ZM10 241V240H9ZM48 241V240H47ZM50 241V240H49ZM68 241H69V239H68ZM73 241V240H72ZM160 241V240H159ZM54 243H55V241H53ZM67 242V241H66ZM80 242V241H79ZM163 242V241H162ZM161 242V243H162ZM166 242V245H168L169 243H168V241H165ZM164 242V243H165ZM50 243V242H49ZM48 243V244H49ZM53 243V244H54ZM65 243V242H64ZM83 243H85V242H83ZM168 243V244H167ZM186 243V242H185ZM47 244V245H48ZM52 245V244H51ZM165 245V246H166ZM29 246H34V247H36L37 248V251H38V255H36L35 257H32V256H30V258L29 259H27L26 261L25 260H23L22 259V255L23 254H33L32 253V251L31 250H29L28 249V247ZM162 246H163V244H162ZM169 246V245H168ZM189 247H190V245H188ZM161 247V246H160ZM184 247H186L185 245H184ZM53 248V247H52ZM51 248V249H52ZM53 248V249H54ZM162 248V247H161ZM166 249H167V247H165ZM171 248V247H170ZM50 249V250H51ZM53 249L51 250V251H53ZM54 249V250H55ZM42 250H43V248H42ZM162 250H163V248H162ZM36 251V250H35ZM188 251V250H187ZM211 251V250H210ZM47 252H48V250H47ZM162 252V251H161ZM164 252V251H163ZM171 252V251H170ZM190 252V251H189ZM44 253V254H43ZM52 253V252H51ZM167 253H168V251H167ZM167 253H165V258H167L166 257V255H167ZM159 254H160V252H159ZM163 253H161V255H162ZM169 254V253H168ZM174 254V253H173ZM243 254V253H242ZM69 255V256H68ZM156 256H160V255H158V254H155ZM171 255H172V252H171ZM206 255V254H205ZM216 255V254H215ZM163 256V255H162ZM168 256V255H167ZM194 256H195V254H194ZM179 257V256H178ZM196 257V256H195ZM194 257V259H196ZM165 258H164V260H165ZM169 258V257H168ZM168 258H167V260H165L166 262L168 261ZM174 259H175V257H174ZM126 260V259H125ZM172 260V259H171ZM196 261H197V259H196ZM175 262L177 263V261L175 260ZM174 263V262H173ZM258 263V262H257ZM162 264V263H161ZM170 264H172V263H170ZM198 264V263H197ZM207 264V263H206ZM255 264V263H254Z\"/></svg>",
    "mask_w": 264,
    "mask_h": 264
}]
</instances>
